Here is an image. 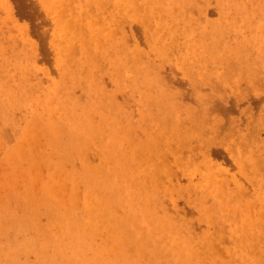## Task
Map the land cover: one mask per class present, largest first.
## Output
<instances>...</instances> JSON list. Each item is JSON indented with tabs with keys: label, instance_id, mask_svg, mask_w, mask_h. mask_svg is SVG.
<instances>
[{
	"label": "bare ground",
	"instance_id": "6f19581e",
	"mask_svg": "<svg viewBox=\"0 0 264 264\" xmlns=\"http://www.w3.org/2000/svg\"><path fill=\"white\" fill-rule=\"evenodd\" d=\"M10 1H5L8 16L14 10ZM252 1L219 0L217 9L224 6V14L231 10L237 18L246 20L255 15L250 6ZM185 2L41 0L52 16L56 33L55 39L50 40L63 74L61 79H47V84L43 85L42 80L32 77L34 69L16 66L15 73L8 71L3 74L6 78L0 79V93L7 98L5 103L0 102V120L13 124L11 109L30 108L26 111L25 124L12 125L16 142L4 160L7 170L0 182V249H5L0 252V264H9L10 251L13 254L16 249L26 250L25 243L18 237L21 233L32 239L29 249L38 253L39 264H154L153 258L160 256L168 244L175 246L186 264H230L233 251L239 260L264 264L262 209H256L258 212L251 215L250 207L243 204L248 191L246 183L253 185L256 181L260 188L259 179L262 181L263 176L258 173L261 166L258 164L263 156L248 149L245 137L238 142L240 155L233 159L244 173L245 182L230 175L228 178L226 169L216 167L212 160L199 163L193 172L204 192L220 198L222 209L234 227V236H227L226 227L197 231L193 221L181 215V210L173 208L171 215L163 202L166 196L173 195L174 184L179 187L182 168L187 163L189 169L195 161L185 160L183 156L187 151L194 155L190 139L202 140L203 145L198 142L196 146L204 147L200 151L206 157L217 156L210 150L212 137L209 134L220 129L223 120L217 115L227 112L229 107L217 99L215 103L199 89L212 75L208 64L231 71L233 59H243L248 47L259 46L264 50L263 30L249 39H236L231 43L229 34L241 35H237L240 30L233 29L234 22L208 29L206 22L202 23L207 19L205 16L202 19L180 16ZM256 8L257 14L264 13L260 5ZM131 19L138 21L148 50L140 46L137 33L130 27ZM22 31L19 33L24 37ZM24 40H28L32 50L27 36ZM170 54H176L177 60L185 64L186 72L184 67L182 70L193 85L192 94L197 102L194 107H183L185 105L179 103L184 92L159 72L156 62L152 61L153 65L142 60L143 56L148 60L149 55H154L153 58L161 61ZM99 57L110 63L114 87L138 89L143 108L137 120L129 118V111L116 102L114 93L103 90V80L93 75L94 70L99 71ZM192 70L199 71L200 77L206 72L204 80L207 81L196 78ZM80 75L89 96L84 103L72 94L73 86L84 84L80 83ZM224 81L222 76L219 82ZM212 89L218 94L221 92L218 85ZM241 89L237 93L245 95L246 89ZM93 111L98 114L97 119H93ZM116 111L124 121L113 116ZM137 129L143 137L137 136ZM38 133L44 136V145L36 141ZM228 136L225 137L228 139ZM0 141L3 144L2 137ZM232 151L235 154V150ZM91 154L95 159H90ZM248 165L252 167L249 172L245 171ZM262 170L264 172V167ZM168 183L172 185H166ZM263 187L264 182L261 189ZM43 210L48 219L43 222L45 229L51 230V226L53 233L42 234L45 229L39 217ZM47 249L51 252L48 259H44L42 254L46 256Z\"/></svg>",
	"mask_w": 264,
	"mask_h": 264
},
{
	"label": "rangeland",
	"instance_id": "374dc122",
	"mask_svg": "<svg viewBox=\"0 0 264 264\" xmlns=\"http://www.w3.org/2000/svg\"><path fill=\"white\" fill-rule=\"evenodd\" d=\"M5 1H8V0H0V3H2V4H0V79L1 80L5 79L7 75L3 76V74L8 73V71H9V73H15L16 66H22V67H26L29 69H34L33 70L34 74H32V77L35 79L37 78L38 80H42L43 85L47 84V81L49 79H55V80L61 79L62 78L61 74H63V73L61 72V69L59 68V66L57 64V61H56L57 54H56L55 48L53 46V43L50 40V38H52V40H53V37L55 39V33H56L54 31L53 20L50 19L52 16L43 7L41 0H11L10 1L12 3L11 7L14 6L13 7L14 10L12 8L13 14L10 16L7 15V11L5 9L6 8V4H5L6 2ZM185 1H187V2H185ZM183 2H185L184 5H182L184 10H183V14L181 12L180 16L184 15L185 18L190 17L193 19H197V18L202 19L205 16L207 19L206 20L203 19L202 23L204 24V22H206L205 24L208 26V29H211L212 27L219 28L224 23L234 22L233 23V29L234 30H240V31H237V32H239V33H237V35L238 34H241V35L236 36L239 38L238 39L235 37L234 32H232L231 35L229 34V37L231 36L230 37L231 38L230 40L232 41L231 43L235 42L236 39L238 41H240L241 38H242V40L249 39V38L253 37L252 34L257 35L256 32L258 30L264 31V13H262V14L256 13L257 12V8H256L257 5H260L262 10H264V0H253L252 1V4L250 6H252L254 8V11H255L254 14L255 15L253 17H250L249 19H246V20L241 19V17L237 18V16L235 14H233V12L231 10L229 11V13L227 15L224 14V10H222V8H225L224 6L221 7V5H220V10L217 9V7L219 8V6H218L219 0H202V1L201 0H194V1L193 0H183ZM173 11H175V13L178 12L176 7H174ZM219 14L222 15L223 17L221 16L222 18H220ZM225 15L227 17H224ZM217 17L219 18V20L217 19ZM131 20L132 21L129 22L130 27L137 33L140 46H142V48L146 50L147 49L146 44L143 42L144 37L140 33V29H139L140 27L138 28V26H139L138 21L134 20V19H131ZM222 20H223V22L221 23ZM256 20H257V22H256ZM181 23L182 22H180V24ZM126 25H127V23L125 24V28H127ZM240 25H244V26H240ZM250 25H252V26H250ZM20 26H22V27H20ZM257 26H259V27H257ZM222 28H224V27H222ZM19 31L24 32V34H25L24 37L22 36V34L20 35ZM26 36H27V39H29V41L32 42V44L30 45L32 47V50H30L29 43H27L28 40L27 41L24 40V38H26ZM35 54H36V56H35ZM153 57H154V55H149L148 56L149 59L146 60V58L143 56L142 60L145 62H148L150 64L153 63L152 61L156 62L158 69H159V72L165 78H167V80L171 81L172 84H174L177 88H179L182 92H184L183 93L184 97H181L182 98L181 102L179 101L180 104L185 105L183 107L191 108V107L196 106L197 102L195 101L194 95L192 94L193 93V87H192L193 85H192L191 79L187 78L188 76L185 73L186 72V69H185L186 67H184L185 64L183 65L179 62V59L177 60L176 54L175 55L170 54L166 59H164V60L161 59V61H159L158 59H155ZM100 58L101 57H99V59H98V61H100L99 62V69H98L99 71L94 70L93 75L98 77V79L100 81L103 80L102 81V84L104 87L103 90H105L107 92L114 93V97L116 96V98H115L116 102H118L119 104L122 103L121 104L122 108L129 111L128 112L129 118L132 120L133 119L137 120L139 117L140 111L143 108V105L140 103V99H139L140 96L138 93L139 92L138 89H133V87L131 88L130 86H126L123 88L114 87L116 84L114 83L113 79L111 78L112 76L110 75L111 74V65L106 58H101V59ZM34 59H35V61H34ZM102 59L105 62H103ZM21 61H22V63H21ZM179 64H181V65H179ZM234 64H235V66H234ZM153 65H155V64L153 63ZM30 66H31V68H30ZM53 67H55L54 68L55 70L53 69ZM210 67H212V68H210ZM182 68L184 69L185 72H183ZM208 68H209L208 71L212 72V75H211L209 81L204 80L206 72H204L203 75L200 77L198 75L199 71L197 72L195 70H192V71H194L193 75L196 78L200 77V80L207 81L206 83L200 84L199 89H201L202 92L208 94L211 97V100H214V102L217 99V101L220 102L222 105H224L225 107L228 105V107H229V108H226V110L228 109L227 112L221 113V115L219 112L217 115V116L221 117L223 120L222 121L223 124L221 125L220 129H218V131H216L213 134H211V133L209 134L212 138L210 136L205 135L206 136L205 138H207V139L211 138L212 139V144H211L210 150L213 152L212 154H215L217 156L211 155L210 157H206L205 155L202 154V151H200V150H203L204 147L203 146L201 147V145H200L198 148L196 146V145H199L200 143L203 145V142H201L202 140L201 139L198 140V138L195 136H194V138H197V141L194 140L193 138L190 139L191 145L192 146L194 145L192 147V152L194 153V155L192 156L190 154V152L187 151L188 153L187 152H185V154L183 153V156H185V160H195V161L191 164L189 169L187 168V163H186L185 167L182 168L184 170V172H181V176H180V180H179L180 181L179 187H178V185L174 184L175 188L173 189V192H175V193L172 192L173 195L169 196L170 198H167L168 196H166L163 199L164 200L163 202H165L164 204L167 206V209H169V211H170L169 213L171 215L174 214V212L172 213L173 208L178 209L179 211L181 210L180 211L181 215L188 217V219H190L191 222L193 221L192 223L196 226L197 231H204L205 228L207 230H217L216 228H221V227H222L221 229L224 230V227H226L224 231L226 232V234H228L227 236L229 237L231 234H232L231 236H234L235 231H234V227L232 226V224L230 225L225 211L222 209V203H221L220 198L217 197L216 195L211 194V193L204 192L203 187L198 182L195 181V179L193 177V172H195V170H197L199 163L205 162L206 160H212L210 162L213 164L215 163L216 165L215 164L214 165L216 167H219L222 170L226 169L227 172L226 171L225 172H226V175L228 178L230 175V177H234V178H237L241 182H245V179L243 177L244 173L237 166L236 162H233V159L235 157H238L241 153V151H238L241 149V147L238 143L240 141V138H242V140L246 138L245 141L248 145V149L262 153L261 155L263 156V159L261 160V162H259L260 160H258V162L260 163L258 165L259 166L261 165L259 167L258 173L263 174V175L261 174V176H263V179H262V181H261V179H259L260 180L259 183H261L260 188H259L258 184L256 183V181L254 182L255 184H253V185H251V184L248 185V183H246L247 190H248L247 191V197H249V198L245 197L243 204L250 207L251 215H254V214H256L255 212H258V211H255L256 209H259V211L262 209L260 212H262V218H264L263 217L264 216V210H263L264 209V205H263L264 204V201H263L264 196H262L264 194V190H263L264 187H263V189H261V186H263V182H264V172L262 170V168L264 167V164H263L264 163V148H263V146H264V107H263L264 106V50H262L259 46L248 47L246 54H245L243 59L242 58L233 59V67H232L231 71H230V68H225L224 66H220V65H215V67H214L213 65L208 64ZM58 70H59V72H58ZM57 72H58V76H56ZM230 72H231V74H230ZM223 74H226V75H223ZM229 75H230V77H229ZM222 76L225 78V81L219 82L222 79ZM13 77H16V75H13ZM82 79H83V75H80L79 76L80 83L81 82L84 83L82 81ZM245 79L246 80L250 79V80L246 81ZM243 80H245V81H243ZM229 84H231V85H229ZM214 85H218V87L220 88L219 90H221L220 94L213 91L212 86H214ZM240 85H241V88H244V90L246 89L247 93L245 95L241 96L237 93V90H242L241 88H239ZM242 85H243V87H242ZM75 86L76 87H74V86L72 87V94L78 97V100L80 103L87 102L89 100V96L86 93L87 91H85L86 90L85 83L81 87H80V85H75ZM82 87H83V89H82ZM234 88H235V90H234ZM248 89H250L249 92L247 91ZM1 94L2 93H0V102L1 101L3 102V100H4L3 103H5L7 98L5 95L3 96V94L2 95ZM214 94H217V95H214ZM234 94L236 96H234ZM237 98L241 101L237 100ZM227 100H228V102H227ZM124 104L127 107L126 106L124 107ZM221 104H218L219 107L221 106ZM129 105H131V107ZM28 109H30V108H28V106H20V107H15V108L11 109V113L13 116V122H14L13 124H11L10 122H9L10 123L9 124L7 121L0 120V125H1L0 138L1 137L3 138V144L0 141V170H1L0 171V173H1L0 174L1 175L0 176V182H1V179H3L2 174L4 172H6L5 170H7V169H5L6 167L4 165V160H7L6 159L7 155L12 151V148L16 142L15 141V134L13 133L12 125H14L16 123L17 126L20 127L23 124H25V119L28 117V116H26L27 115L26 111ZM248 110L250 111V113L248 112ZM14 111H15V113H14ZM16 111H17V113H16ZM247 112L249 115L247 114ZM19 113H20V116H19ZM211 114H214V113H211ZM113 116H115L117 119H120L121 121L122 120L124 121L123 116L121 114H117V111L113 114ZM92 117H93V119H97L98 114L93 111ZM230 121H233V122L235 121V123H233L234 125ZM226 125H227V127H226ZM238 127L240 128V130L238 129ZM223 129H225V130H223ZM233 129H234V131H233ZM224 132H225V136L229 135L228 139H227V137L224 136ZM232 132H234V134H232ZM227 133H229V134H227ZM136 134L138 137H143V135L140 133V131L138 129L136 130ZM222 138H224V140ZM235 138L237 140L234 141ZM36 139L35 140L37 142H39L40 144H42V145L45 144L44 143V136L41 133H38ZM39 139L41 140V142ZM222 141H224V142H222ZM198 142H200V143H198ZM216 142H217V144H216ZM221 142H222V144H221ZM231 142H233V143H231ZM232 144L233 145L235 144L234 146H236V147L233 146L234 149L232 147ZM228 147H231V148L229 149ZM232 150H235L234 151L235 154H233ZM197 153H200V154H197ZM90 159H95V156L93 154H91ZM246 167H247L246 168L247 170H245V171L249 172L252 170L251 166L248 165ZM235 168H237L238 170L236 171ZM239 170L241 171L240 173L238 172ZM232 171H234V172H232ZM233 173H235V174H233ZM236 173L239 175V177L237 176ZM166 185H172V184L168 183ZM252 186H254L255 189H253ZM180 187H182V188H180ZM178 188H180V189H178ZM113 191L116 192L115 189H113ZM252 192H254V193L251 194ZM259 193H260V196H259ZM259 197L262 198L263 200H260ZM250 198H252V199H250ZM255 198L257 199L256 202L254 201ZM173 200L176 202V206L174 205L175 202H173ZM252 201H253V203H252ZM257 201H258V204L256 206L255 204L257 203ZM261 201H263V202H261ZM254 207H256V208H254ZM201 210H202V212H201ZM45 211L46 210H43V212H41L40 217H39V219H40L39 222L42 224V229H45L43 222H48V219L46 218L47 214L45 213ZM208 212H209V214H208ZM211 212H212V214H211ZM193 214H194V216H193ZM213 216L216 218H214ZM197 217H199V218H197ZM262 218H261V221H262V223H264V220H262ZM204 219H206V220H204ZM210 219H212V221H210ZM216 219L219 220V224L217 223L218 220H216ZM213 222L215 223V225ZM207 223L210 225H208ZM211 227H213V228H211ZM50 228H51V230H47V229L43 230L42 234H47L50 232L53 233V229L51 226H50ZM50 228H48V229H50ZM103 233L106 234L105 231H103ZM105 234H103V235H105ZM51 235H53V234H50L49 236H51ZM24 236H25V234L21 233L18 237L21 240H23V242L25 243L26 250L25 251H17V249H16L15 252H13V254H11L12 251H10L9 264H39L41 258H39L38 253L36 251L29 249L30 240H32V239H30L28 236H25V237ZM263 236H264V231H263V235H262V238L264 239ZM26 237H27V239H26ZM224 245H227V244H224ZM229 246L234 247L235 244H231V245L229 244ZM167 248H169V249H167ZM167 248L164 251H162L160 256L153 258L152 261H154V264H186V262H187L186 259L180 258V255L178 254L177 250L175 249V246L172 247V244H168ZM2 249H0V252L4 251L5 248H2ZM173 249H174V251H173ZM169 250H171V252ZM50 252L51 251L49 249H47L46 256H45V254H42V258L45 257L44 259H48ZM2 254H5V253H2ZM174 255H175V257H174ZM226 255H228V254H226ZM239 259L240 258H238L237 254L234 251L231 252L230 264H249V262L247 260H245V259L239 260ZM169 260H170V263H169ZM175 260H179V261H175ZM242 261H244V262H242Z\"/></svg>",
	"mask_w": 264,
	"mask_h": 264
}]
</instances>
